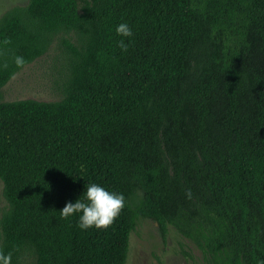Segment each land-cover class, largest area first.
<instances>
[{"label": "trees", "instance_id": "1", "mask_svg": "<svg viewBox=\"0 0 264 264\" xmlns=\"http://www.w3.org/2000/svg\"><path fill=\"white\" fill-rule=\"evenodd\" d=\"M61 32L63 97L0 101V252L126 264L151 219L205 264H264V0H30L0 18V90ZM92 182L125 197L106 230L60 215Z\"/></svg>", "mask_w": 264, "mask_h": 264}, {"label": "rangeland", "instance_id": "2", "mask_svg": "<svg viewBox=\"0 0 264 264\" xmlns=\"http://www.w3.org/2000/svg\"><path fill=\"white\" fill-rule=\"evenodd\" d=\"M30 0H0V18L7 12L25 7ZM74 42V35L61 32L56 35L47 53L26 65L0 90V101L35 99L57 101L63 97L67 79V54L63 40ZM9 210L4 196V183L0 180V218ZM27 258L24 264H32ZM126 264H205L201 251L173 227L163 239L157 223L151 219L140 220L130 237Z\"/></svg>", "mask_w": 264, "mask_h": 264}, {"label": "clouds", "instance_id": "3", "mask_svg": "<svg viewBox=\"0 0 264 264\" xmlns=\"http://www.w3.org/2000/svg\"><path fill=\"white\" fill-rule=\"evenodd\" d=\"M116 35L121 37L117 41L121 52H127L128 43H131L133 36L132 28L122 22L116 26ZM125 38L128 43H125ZM14 63L17 68H23L25 59L16 56ZM125 197L122 193L109 191L97 183H87L82 195L73 203L67 202L60 211L61 218L78 217V227L81 230L95 228L106 230L111 227L125 207ZM11 253L0 252V264H11Z\"/></svg>", "mask_w": 264, "mask_h": 264}]
</instances>
